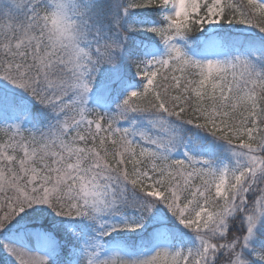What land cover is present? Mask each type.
I'll list each match as a JSON object with an SVG mask.
<instances>
[{"label": "snow or ice", "instance_id": "6c2138e0", "mask_svg": "<svg viewBox=\"0 0 264 264\" xmlns=\"http://www.w3.org/2000/svg\"><path fill=\"white\" fill-rule=\"evenodd\" d=\"M222 24L255 29L260 45L244 57L217 42L205 54L224 58L193 59L179 44ZM126 64L139 88L91 106L94 88L99 102L128 87ZM0 81L11 85L0 87V234L46 207L97 225L93 240L73 232L82 264H264V0H0ZM157 205L187 232L158 218L150 255L102 254L100 237L142 229ZM0 247L16 264H50Z\"/></svg>", "mask_w": 264, "mask_h": 264}, {"label": "rangeland", "instance_id": "374dc122", "mask_svg": "<svg viewBox=\"0 0 264 264\" xmlns=\"http://www.w3.org/2000/svg\"><path fill=\"white\" fill-rule=\"evenodd\" d=\"M223 25V24H222ZM222 25H209L206 26L203 32H197L198 34V43L201 45V52H196L195 49L193 48V46H191V44L189 43V40L187 41V43H185L184 41H180L179 44L182 48H184L185 52L187 53V55H189L190 57H192L193 59H214V58H224V57H216V56H208L205 54V48L206 46L209 45H215L217 42L222 43L218 33L221 31ZM228 25V24H226ZM229 27H234L236 25H228ZM240 26V29H237L239 31H241L242 33H250L251 35H253V37H257L260 38L259 33L256 32L255 29H251L248 28L246 26ZM146 36H152L154 39H157L155 36H153V34L151 33H146ZM144 45H146V43H144ZM152 47V48H151ZM150 48L152 49V54L150 55H162L164 52L163 46L161 45L159 52L156 49V45L152 44ZM156 52V53H155ZM154 53V54H153ZM230 55H241L244 57H248L249 53L248 51H246V49H235L233 52H230ZM257 63V70L261 69V66H259V62ZM100 77H97V80H99ZM1 86L4 87L2 84V82L0 81ZM95 89V88H94ZM25 127H32L29 126L28 123L25 124ZM201 135H205L203 133H201ZM178 155H182V153L178 154ZM225 155L227 156V153H225ZM39 208V207H37ZM136 215H130V216H120V217H115L113 219H108V217H105V224H106V228L107 227H111L112 225H122L125 221V217H135ZM159 218V220L161 222H166V218H171L172 220L175 221L176 225L179 227H182L181 225H179V223L175 220L174 217H171L170 214L167 213V210H163V213L161 214L160 212L157 211H152V213L145 218L144 220V227L142 229H139L136 232H131V231H127V230H123V231H114L111 233L109 237H112L116 234H122V235H130V234H138V233H143L148 225V221L147 219H149L150 221H152L153 223H157V219ZM81 220L84 221L85 225H86V229L81 231L79 229H76L74 227H68L67 231L70 233V236L74 239V243L71 245V258L68 261V264H82V261L84 259V253H83V249H82V245L81 243H78L76 241V239L73 237V232H77L80 233V235L87 239V240H93L97 237H99V232L97 230V225L93 222V221H89L85 218H79ZM9 227H14V224L9 225ZM260 227L258 226L257 229V235H259L260 232ZM20 230V231H19ZM21 229L18 228V230L14 233L11 234H7L3 237V239H5L8 243H10L12 246L14 247H19L22 248L25 251H29V252H33V253H43L44 255H46L49 260H50V264H56L58 261V257H59V251H58V247H59V242L56 238H54L50 233H45L42 230L39 229ZM186 233L187 230L183 229L182 227V231ZM156 235V234H155ZM189 236L191 235L190 233L188 234ZM105 237V236H104ZM104 237H100L101 241H102V254L104 256H111L113 254H118L120 256H122L123 258H127V259H137V258H141L147 255H150L152 251H154V248L149 251V252H144V251H139L138 253H132L126 249H124L123 247H121L120 245L114 244L111 241H105ZM155 244V241H154ZM180 246H191V243H189L188 241H185L183 244H181ZM1 256L2 259L4 261V264H16V261L14 260V258L12 256H10L2 247L1 249Z\"/></svg>", "mask_w": 264, "mask_h": 264}, {"label": "trees", "instance_id": "16d2710c", "mask_svg": "<svg viewBox=\"0 0 264 264\" xmlns=\"http://www.w3.org/2000/svg\"><path fill=\"white\" fill-rule=\"evenodd\" d=\"M100 2L107 4L110 2V0H100ZM141 13L143 16L154 19V17L151 15L150 10H141ZM104 14L107 16L110 13L107 9H105ZM236 28L239 29V25L236 26ZM223 31L227 32V34L223 32V37H224V34H226L224 39H225V42H227L230 46L237 45L241 47H249V46L258 47L261 43V40H259L256 37H251L246 34L236 33V29L228 30V29H225L224 27ZM143 34L144 32H134V33H129V36L132 41L141 42L142 38H144ZM190 37H193V35L190 34ZM148 41L151 42V40L149 39ZM125 68H126V72L128 75V86L134 85L133 86L134 90L138 89L139 80L135 75L134 68H132L130 64H126ZM1 82L2 84H4L3 85L4 87L6 86V87L11 88V85H7L5 81H1ZM0 87H2L1 83H0ZM126 88L121 90L119 93L114 92L110 99L100 100V102L104 105V108H100L99 106L97 107L94 106V107H96L100 111L110 110V108L114 107L116 103H118L120 100L123 99L124 95L126 94L125 93ZM95 99L96 100L94 101H98L97 96H95ZM90 105L93 106L92 103ZM34 111L37 113L40 112L39 104H35ZM221 156L223 157L225 156V154L221 153ZM153 210L160 212V211L165 210V208H163L162 205H157V207L154 208ZM130 211H133V210L129 209L126 212L128 213ZM166 219L169 220V223L167 225L168 228L170 229L176 228V229L182 230V228L177 227L176 223L171 218H166ZM62 222L63 221L61 220V217L56 216L50 209L46 207H39V208L30 209L26 213L22 214V216L18 217L16 221H13L12 224H14V227H9L7 230L9 229L18 230V227H21V226L22 227H41L45 229H51L57 236L61 238L63 236V228H61ZM63 250L65 252L66 248H64ZM0 253H1V247H0ZM0 264H3L1 258H0Z\"/></svg>", "mask_w": 264, "mask_h": 264}]
</instances>
